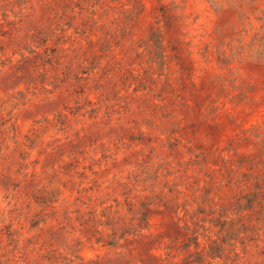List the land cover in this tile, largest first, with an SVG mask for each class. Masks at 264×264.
<instances>
[{
	"label": "rangeland",
	"instance_id": "rangeland-1",
	"mask_svg": "<svg viewBox=\"0 0 264 264\" xmlns=\"http://www.w3.org/2000/svg\"><path fill=\"white\" fill-rule=\"evenodd\" d=\"M97 256L264 264V0H0V264Z\"/></svg>",
	"mask_w": 264,
	"mask_h": 264
},
{
	"label": "trees",
	"instance_id": "trees-1",
	"mask_svg": "<svg viewBox=\"0 0 264 264\" xmlns=\"http://www.w3.org/2000/svg\"><path fill=\"white\" fill-rule=\"evenodd\" d=\"M141 11H143V10H141ZM160 15L165 20L166 19L168 20L170 18V14L167 13V9L161 10V14ZM140 16H141V14H140ZM137 17L139 18V15ZM140 22H141V20H135L134 23H133V25H138ZM165 25H167V22L165 23ZM159 34H160L159 32H152L151 33V40L153 41L155 47L157 49H159V51H160L159 54L156 53V57L155 58L156 59L161 58L163 61H166L167 64H169L173 58H176L177 60H182V57L178 56L177 53H174L172 55L173 57L169 56V54L166 53V51L164 49V46H163V41H162L161 36ZM117 45H118V47H120L121 51L124 50V48H125V42H121V41L119 42L118 41L117 42ZM174 49H176V47H173L172 48V50H174ZM180 69H182V75L183 76L184 75L188 76L185 79H190L191 78V73H189V72L186 73V74L183 73L185 70H189V68H184L183 66H181ZM159 75H162V74H159ZM129 78H133V79L135 78V79H137L138 80V83H142V82L146 81L141 76L139 78H136L134 76L132 70H130L128 68H125V69L121 68V69H119V73L117 74V80L118 81H120L121 83H126L129 80ZM191 82L194 84L193 80ZM150 83H151L150 85H153L154 84V82H150ZM171 90H172V92L175 91V89H173V88ZM134 91L136 92V91H138V89H134ZM161 91H163V90H161ZM161 95H158V96L160 97ZM176 96H177V94H176ZM161 99H165V96H163ZM181 130L183 131V133H187L188 132V126L187 125L182 126L181 127ZM53 208H54V206H53ZM128 211H131V208H128ZM101 217H103V215ZM138 220L140 222L141 221H144V220H146L148 222L149 221V218H147V215L145 213H141V217H139ZM100 225H102L103 228L98 229V232L99 233H102V232H104L105 229H108L107 228V226H108L107 223L102 224V222H101ZM143 229H148V228L145 227V226H141L139 224L138 225V233L136 235H138V236H144L143 235L144 234ZM124 235H127L128 236V235H130V233H127V234H124ZM122 237L123 236H120V238H122ZM125 240H128V237H126ZM111 244H112L111 241H108L107 242V245H111ZM195 245H198V241L197 240L195 242ZM150 249H152V248H150ZM89 262L90 263H93V264H97L98 262H101V259L97 256L96 259L90 260Z\"/></svg>",
	"mask_w": 264,
	"mask_h": 264
}]
</instances>
